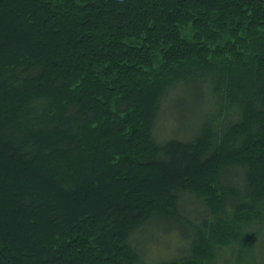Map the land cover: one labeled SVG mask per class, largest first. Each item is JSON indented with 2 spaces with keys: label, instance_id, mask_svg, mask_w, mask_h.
Instances as JSON below:
<instances>
[{
  "label": "trees",
  "instance_id": "16d2710c",
  "mask_svg": "<svg viewBox=\"0 0 264 264\" xmlns=\"http://www.w3.org/2000/svg\"><path fill=\"white\" fill-rule=\"evenodd\" d=\"M151 227L152 264L264 260V0H0V264H148Z\"/></svg>",
  "mask_w": 264,
  "mask_h": 264
},
{
  "label": "rangeland",
  "instance_id": "374dc122",
  "mask_svg": "<svg viewBox=\"0 0 264 264\" xmlns=\"http://www.w3.org/2000/svg\"><path fill=\"white\" fill-rule=\"evenodd\" d=\"M189 102V96L184 92V90H180V92H176L172 97H171V101L170 104L168 106V110L165 112V121H164V129L166 131V136L167 137H174L176 134H181L184 132L187 133H195L198 125L200 123V115L203 117L205 115V108L203 106H200L198 108V113L196 115V117H194V113L193 115L189 114V112H187L186 110H184V105H182V103L187 104ZM203 107V108H202ZM212 110L213 108H207ZM158 140L162 141L163 139H165V133L164 131H162V129L160 128L158 130ZM157 228L155 227H151V229L147 230L148 235H152L150 237L146 236L145 232L139 234V248H141V251L143 252L144 256H151L149 258V260H147L148 264H152L155 263L157 261V259L160 257V253L163 251H166L164 248V250L162 248L158 249L161 252L155 253V249L153 248V246L151 245V240H155L159 235V228L158 230H155ZM178 241V239H176ZM175 241L174 238H171L170 241L166 240V243H170ZM173 250H171L172 252ZM166 253V252H165ZM154 254V255H153ZM173 254V253H171ZM152 255L155 256L152 258ZM259 259H261V257H259ZM228 263L226 262V260L222 261V264H235L234 259L232 258V256L228 257ZM262 261V260H261ZM159 263V262H157ZM221 264V263H220ZM262 264H264V260L262 261Z\"/></svg>",
  "mask_w": 264,
  "mask_h": 264
}]
</instances>
